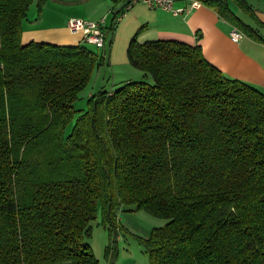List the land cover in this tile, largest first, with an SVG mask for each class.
Returning <instances> with one entry per match:
<instances>
[{"label": "trees", "instance_id": "16d2710c", "mask_svg": "<svg viewBox=\"0 0 264 264\" xmlns=\"http://www.w3.org/2000/svg\"><path fill=\"white\" fill-rule=\"evenodd\" d=\"M47 1L0 0V264H100L92 223L100 213L109 253L122 206L168 220L142 239L150 264H264V92L201 45L135 35L128 60L153 82L77 109L104 56L23 43L31 4ZM197 1L264 43L231 6L254 16L247 0Z\"/></svg>", "mask_w": 264, "mask_h": 264}, {"label": "crops", "instance_id": "0c3cea01", "mask_svg": "<svg viewBox=\"0 0 264 264\" xmlns=\"http://www.w3.org/2000/svg\"><path fill=\"white\" fill-rule=\"evenodd\" d=\"M112 1L102 0L105 2L102 3L104 10L99 18L103 15L110 16L115 7ZM247 1L253 9L254 16L240 10L234 3H231V6L245 23L258 29L264 36V26L258 23L260 21L264 24V0ZM174 7L182 12L174 14L164 9L149 8L143 2L131 3L117 18L116 27L110 34L111 42L116 39V46L119 45L120 50L124 52L128 50L135 35L140 42L174 40L190 45H201L208 61L227 77L242 80L264 92L263 42L246 35L222 18L213 8L197 0H176ZM29 12L30 10L22 24L23 43L33 40L58 45L82 43L83 35L71 33L67 24L70 17L80 16L70 15L64 18L56 11L45 13L42 10L41 13H35V16L31 17ZM234 28L243 33L238 40L231 36ZM199 33L201 37L198 38Z\"/></svg>", "mask_w": 264, "mask_h": 264}, {"label": "rangeland", "instance_id": "374dc122", "mask_svg": "<svg viewBox=\"0 0 264 264\" xmlns=\"http://www.w3.org/2000/svg\"><path fill=\"white\" fill-rule=\"evenodd\" d=\"M102 3L105 2L102 0H48L43 11L45 13H55L56 11L64 18L70 15L94 20L106 17L108 31L112 21L116 27V21L120 15L115 20L112 13L110 16L103 15L99 18L104 10ZM112 3L114 2L112 1ZM29 10L31 17H34L35 13H40L36 3H32ZM111 39L110 36L104 48L88 45L100 57L104 56V62L95 68L90 82L80 94L81 98L76 102L77 109H87L88 99L91 95L98 94L103 90L115 89L128 80L153 82L151 74H145L142 70L131 65L127 58V51L124 52L120 50L119 45L116 46V39L112 40L111 46L109 45ZM131 72L135 75H132ZM74 123L75 120L73 119L68 130L73 127ZM118 218L120 229L116 235L115 248L109 253H107L110 242L109 231L101 225L100 213L92 223V236L88 241L100 264H150L142 239H147L154 227L163 226L168 220L152 215L145 210L136 211L132 207L126 206L120 208Z\"/></svg>", "mask_w": 264, "mask_h": 264}, {"label": "built area", "instance_id": "2783aa9c", "mask_svg": "<svg viewBox=\"0 0 264 264\" xmlns=\"http://www.w3.org/2000/svg\"><path fill=\"white\" fill-rule=\"evenodd\" d=\"M176 0H132L131 3L143 2L149 8L152 9H164L173 12L174 14H180L179 9L174 7ZM68 29L71 33L82 34V42L88 45H95L98 48H104L107 44L106 30V19L100 20L86 19L83 17H70L68 20ZM233 39L238 40L243 36V33L234 28L231 32Z\"/></svg>", "mask_w": 264, "mask_h": 264}, {"label": "water", "instance_id": "95a60500", "mask_svg": "<svg viewBox=\"0 0 264 264\" xmlns=\"http://www.w3.org/2000/svg\"><path fill=\"white\" fill-rule=\"evenodd\" d=\"M132 0H124L122 3H120L114 10L113 14L116 15L118 12H120L122 9L126 8L128 5L131 4Z\"/></svg>", "mask_w": 264, "mask_h": 264}]
</instances>
